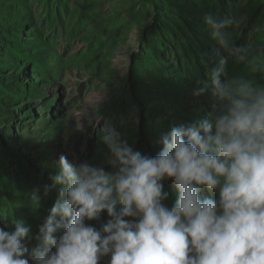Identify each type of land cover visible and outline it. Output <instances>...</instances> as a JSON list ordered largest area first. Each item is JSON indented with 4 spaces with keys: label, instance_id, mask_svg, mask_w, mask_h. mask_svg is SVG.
Listing matches in <instances>:
<instances>
[{
    "label": "rangeland",
    "instance_id": "rangeland-1",
    "mask_svg": "<svg viewBox=\"0 0 264 264\" xmlns=\"http://www.w3.org/2000/svg\"><path fill=\"white\" fill-rule=\"evenodd\" d=\"M210 13L242 19L229 29L237 43L264 48V0H0V227L22 220L35 237L57 199L59 186L47 195L44 186L61 155L111 171L99 142L105 126L155 156L172 126L209 118L211 89L192 93L225 55L204 22ZM166 189L171 207V180ZM108 219L102 212L86 224Z\"/></svg>",
    "mask_w": 264,
    "mask_h": 264
},
{
    "label": "clouds",
    "instance_id": "clouds-1",
    "mask_svg": "<svg viewBox=\"0 0 264 264\" xmlns=\"http://www.w3.org/2000/svg\"><path fill=\"white\" fill-rule=\"evenodd\" d=\"M204 22L225 54L192 93L211 89L209 118L172 126L155 156L105 126L99 142L111 171L61 155L44 186L45 195L59 186L49 214L35 237L22 220L0 227V264H264V48L237 43L229 29L242 19L210 13ZM229 60L242 71L227 75ZM38 192L28 194L37 206ZM102 212L100 229L86 224Z\"/></svg>",
    "mask_w": 264,
    "mask_h": 264
},
{
    "label": "trees",
    "instance_id": "trees-1",
    "mask_svg": "<svg viewBox=\"0 0 264 264\" xmlns=\"http://www.w3.org/2000/svg\"><path fill=\"white\" fill-rule=\"evenodd\" d=\"M145 143H146V145H148L149 150H150L151 152H153V149H152L151 146H149L148 142H145ZM164 182H165V181H164ZM165 191H167V189H166ZM167 192H168V191H167ZM168 193H169V192H168Z\"/></svg>",
    "mask_w": 264,
    "mask_h": 264
}]
</instances>
